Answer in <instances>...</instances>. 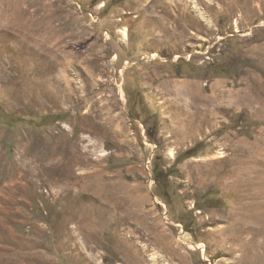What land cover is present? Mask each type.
Instances as JSON below:
<instances>
[{"label": "rangeland", "instance_id": "1", "mask_svg": "<svg viewBox=\"0 0 264 264\" xmlns=\"http://www.w3.org/2000/svg\"><path fill=\"white\" fill-rule=\"evenodd\" d=\"M0 264H264V0H0Z\"/></svg>", "mask_w": 264, "mask_h": 264}, {"label": "trees", "instance_id": "2", "mask_svg": "<svg viewBox=\"0 0 264 264\" xmlns=\"http://www.w3.org/2000/svg\"><path fill=\"white\" fill-rule=\"evenodd\" d=\"M140 98V95L137 94V95H134L131 93H129V105H130V109H131V113L133 116H136V113H137V101L138 99ZM160 172H163V171H160Z\"/></svg>", "mask_w": 264, "mask_h": 264}]
</instances>
